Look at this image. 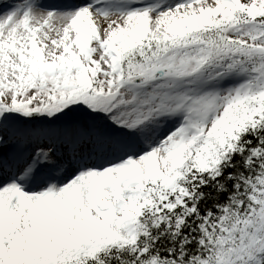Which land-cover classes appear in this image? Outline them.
<instances>
[{
    "label": "rangeland",
    "instance_id": "rangeland-1",
    "mask_svg": "<svg viewBox=\"0 0 264 264\" xmlns=\"http://www.w3.org/2000/svg\"><path fill=\"white\" fill-rule=\"evenodd\" d=\"M3 1L6 0H0V5ZM238 2L243 8L245 7L248 13H251V10H253L251 7L254 6V10L259 12L258 15L264 14V0H238ZM199 3H201L200 6L193 9L191 0H167L161 6L152 7L149 10L128 14L119 11L121 14L118 15L115 13V9L109 16H103L100 11L108 7L109 3L107 2L105 5H96V0H92V2L85 6V8L89 6L88 10L85 8H78L74 13H68L66 15H55L53 13L41 14L37 13V10L34 12H22L24 9L15 11L11 14H5L3 19L0 20V96H3V94L7 92L9 97L10 92H14L18 89L22 92L25 90L26 94H20L18 98H13L14 96H12L11 93L12 98L9 97V103H5V105H10L13 108L24 109L26 104L21 102L23 101L22 99L28 98V95L33 97L36 92L41 95L43 94L44 98L39 100L34 99V105L26 106V108H29L32 112V116L30 117L31 114H29V118L33 121L53 118L55 117V112L52 111L57 105L53 102L54 98L47 95L49 91L59 87L56 82L60 81V83H64V81H66V69L64 70L62 64H68V59L76 57V49L73 43V20H78L81 25L80 28L83 29L87 23L92 21L91 17H97L102 25L96 24L95 37L102 38V42L105 44L111 42L109 39H111L112 36L121 34L125 37L131 36L135 38L137 36H142L149 40H156L157 42L166 40L174 43L180 39V32H182L184 25L187 24L189 20H196V17L200 15V13L202 14L203 11L212 10L211 8L216 7V4L212 0H202ZM245 10L244 14L246 16L256 18L253 17L255 16L253 13H251L253 16L247 15ZM220 16V13H216L215 19L217 20ZM142 24L144 26L141 28ZM87 26L90 25L88 24ZM97 33L99 36H96ZM226 36L228 39L234 40V36L232 33L230 34L229 31ZM84 37L85 40L93 46L89 34L84 35ZM242 40H245L242 44L254 46L253 42L247 39H241V41ZM259 45L260 48H264L261 44ZM68 48H70V50H68ZM93 49L92 58L97 61L99 69L102 72L104 71V77L109 80L103 86L100 85L103 87L100 88V90L103 93L105 90L106 94L104 97L100 96L99 100L107 101L110 105L113 100V97L110 96V92L111 94L114 93L112 83L115 82L116 76L120 75V73H117L118 70L115 61L110 57H106L104 48L94 46ZM113 49L115 53L119 52V50L121 52L123 51V49L118 46L117 48L113 46ZM63 50L69 53L63 54L65 52ZM40 52H43L46 57V61L48 62L47 69H43L41 65L37 64L36 54ZM131 71L132 70H129V73H131ZM43 74L46 76V79L40 82L41 77L44 78ZM149 74L150 73L147 72L145 76ZM34 83H36V85H32ZM67 83L69 84L70 82ZM214 83L215 82L211 83V86ZM263 84L264 73L262 85ZM66 93L67 91L64 89L61 91V95ZM152 94H154L153 90L147 93L148 96L151 95L150 99L153 98ZM263 95L264 93L258 97V101L261 100L263 102ZM117 98L118 101H122L123 99V101L126 100L125 102L127 103H133V101H131L133 99L123 93L117 94ZM144 98L148 100L147 96H144ZM230 100L231 95L226 99L222 97L220 100L213 97L201 99L197 96L194 103L186 104V108H196V112L201 110L199 108L200 105H203L204 109L201 114H194L192 118L196 131L193 130L192 124L189 121L177 136L184 144L189 143L192 138L201 136L203 139L201 141L204 142L205 149L211 151L210 153H214L213 155L208 154V161L206 159L204 163L197 162L195 168L199 171H207V168L210 170L209 167H211L212 170L214 169L213 171H217L221 166V160L224 161V159H222L223 151L232 149V139L226 140L227 137L224 136L227 135L226 132L222 135L220 129H217L222 127L227 130L231 129V131L235 130L234 133L236 134V130L239 128L240 124L243 123V121H241L242 118L236 119L233 114V117H235L236 121L239 123L236 125L231 123L234 126L229 129L228 123L226 122V118L229 116V113H226V106L229 104ZM33 106L39 108V113L41 115L34 114L33 111L35 108ZM232 107L230 112H232ZM251 117L250 112H248L247 119H251ZM244 129L245 126L241 125L240 132ZM231 131H229V133ZM116 139L120 140L121 138L117 136ZM195 162V160L192 162V167ZM206 164H208V166ZM150 170H152V168H150ZM173 180H175V178ZM141 184H143V182L136 186L135 189L139 190ZM163 185L164 186H161L163 189L158 190V195L161 199H163L168 192L171 191L170 193H172L177 189L176 186L172 185L170 178L163 179ZM262 191H264L263 188ZM122 192L120 188L114 191L113 195L108 191V198L103 200L108 206V210H127L129 203L126 198L121 197ZM72 207V205L67 204L65 208L66 211L64 212H58V209L54 208L56 212H52L57 214V218L50 216L52 225L49 233L46 238L43 237L41 239L39 237L37 239L38 241L33 244L32 250L34 252H31L29 247L32 244L29 243L22 249H18V237L15 235L14 229L12 230L13 234H9L5 231L6 240L2 243L4 249L17 251L18 256L22 259L25 254L38 255L45 247L44 258L35 264H60L64 258L70 255L79 256L93 254L103 243L107 242L106 237H109L111 241H118L117 243L120 244L131 245L136 242L135 230L128 227L123 222L116 221L112 225L105 222L96 226L88 222L85 217L77 220V213L75 214L76 210H71ZM248 208L250 213H245L244 215L250 217L254 214L258 219V225H263L264 227V207L262 206L258 208L259 210H255V208L249 204ZM129 209L131 213L133 210L132 205ZM2 210L3 209H0V211ZM68 212L74 214V216L69 217ZM123 214L126 213L124 212ZM58 215L67 216L68 218L66 220L58 219ZM122 216L124 217V215ZM129 218L132 219L131 215H129ZM24 229L28 228L25 226ZM65 236H69L70 240L65 244L66 246H63L61 245L60 238ZM261 242V240L256 241L254 247L261 245ZM248 258L249 252L246 253L244 261L246 264H249Z\"/></svg>",
    "mask_w": 264,
    "mask_h": 264
},
{
    "label": "trees",
    "instance_id": "trees-1",
    "mask_svg": "<svg viewBox=\"0 0 264 264\" xmlns=\"http://www.w3.org/2000/svg\"><path fill=\"white\" fill-rule=\"evenodd\" d=\"M218 6L223 10L222 3L218 2ZM192 8L196 9L197 6ZM251 8L255 17L261 18L264 15H258L254 6ZM221 16L219 22L213 19L211 13L210 16L198 15L196 20H189L190 36H222L225 32L223 27L230 25L233 18L229 13ZM221 36L215 38L219 43ZM226 39L224 36L223 40ZM262 177L264 113L256 124L251 128L246 127L239 134L234 149L227 153L215 173L202 174L193 184L188 185L185 206L169 216L164 213V219L159 220V225L150 227V233L143 238L138 252L116 249L104 257L81 264H144L154 256L167 264H240L243 261L242 255L237 257L227 248V242L215 232L218 230L217 224L215 229L212 226L223 217L224 220L238 222L243 214L250 213L249 204L255 210L264 207V194L260 199V193H257L260 188L257 182Z\"/></svg>",
    "mask_w": 264,
    "mask_h": 264
},
{
    "label": "bare ground",
    "instance_id": "bare-ground-1",
    "mask_svg": "<svg viewBox=\"0 0 264 264\" xmlns=\"http://www.w3.org/2000/svg\"><path fill=\"white\" fill-rule=\"evenodd\" d=\"M37 13L45 14L44 12H41V11H38ZM97 23L102 25V23H101V21L99 19H98ZM101 28H102V26H101ZM96 36H99L98 33L96 34ZM117 38H118V42L122 45V38L120 36H118ZM60 41H61V39H60ZM126 48L129 49V47H126ZM68 50H70V48H68ZM63 51H65V50H63ZM68 53L69 52L65 51L63 54H68ZM45 63H46V65H44L43 68H47L48 63L47 62H45ZM163 164H164V162H160L159 164H157L156 167H161ZM173 164L174 163H172L171 166ZM168 167L164 166V168L160 169L159 172L165 171L166 169H168ZM82 181H84V180H82ZM82 181L81 180H77V179H73V180L67 182V184L65 185V190L66 191H70L71 189H74L75 191H78L80 207H83V203L86 201V199H85L86 196H92V195L99 196V192H98L99 189H97V190L93 189L92 192H91V191H89L88 186H86ZM111 184L112 183L103 184L102 187H101L103 192H106L109 189ZM2 197H3V194L0 193V199H2ZM56 197H55L56 198L55 201L58 202V204H62V202L64 201V198H61L60 194H57ZM28 200L30 202H33V203H36L37 205H39L38 200L35 199V198H28ZM41 207H44V205H42ZM85 207H87V206H85ZM85 207H84V209H85ZM17 208H19L20 213H23L26 217H28L30 231L23 232V235L27 234L26 236H23L25 241H29V240L33 239L34 236L38 237V235H40V233H44V227L42 228V226H41V224H42V215L44 213L47 214L48 210H40L39 211V215L34 216L32 212L30 213L29 208H27V207L26 208H21L20 206H18L17 202H15L13 207H12V214H15ZM79 213H80V210L78 211L77 214H79ZM90 215L93 218L97 217L93 212H90ZM68 216L69 217H73L74 214L68 212ZM53 217L57 218V214L53 213ZM216 224L217 223L213 224L212 228L215 229ZM215 232L217 233V235H219V237H221V239H223L224 241H227V239L222 234L217 232V230H215Z\"/></svg>",
    "mask_w": 264,
    "mask_h": 264
}]
</instances>
